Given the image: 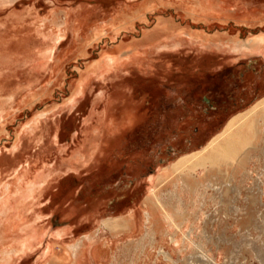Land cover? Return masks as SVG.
I'll return each mask as SVG.
<instances>
[{
    "label": "rangeland",
    "instance_id": "1",
    "mask_svg": "<svg viewBox=\"0 0 264 264\" xmlns=\"http://www.w3.org/2000/svg\"><path fill=\"white\" fill-rule=\"evenodd\" d=\"M165 23L179 34L125 55ZM261 37L264 0H0V264H71L81 239L83 264H264ZM255 105L244 160L175 170ZM127 108L135 121L121 131L110 120ZM183 180L202 187L178 192ZM149 212L157 244L131 254ZM131 214L129 231L104 225ZM31 225L41 239L24 244Z\"/></svg>",
    "mask_w": 264,
    "mask_h": 264
},
{
    "label": "bare ground",
    "instance_id": "2",
    "mask_svg": "<svg viewBox=\"0 0 264 264\" xmlns=\"http://www.w3.org/2000/svg\"><path fill=\"white\" fill-rule=\"evenodd\" d=\"M178 34L179 33L175 30V28L173 26H170V25L165 23L164 26L162 28H160V31H155L154 34L146 35L145 38L141 41L140 45L132 46L131 51L127 52L125 55L126 56L128 55L129 58H133L138 53L140 54V52L142 51L141 48H144L146 46H148L150 48L151 47H159L161 45V42H163L161 40L162 36L163 37L165 36V37L169 38L171 35L172 36L173 35L177 36ZM138 43H140V42H138ZM254 48L264 49V37H261L258 40L257 46H255ZM144 51H146V49ZM122 57H123V55L121 57L112 56L111 58H109L110 62L108 63L106 68L107 69L120 68L119 66H121L120 64L122 63V61H121ZM126 59H128V58H126ZM102 69H104V68H102V65L97 63L95 65L92 64V68L90 70H88V71H89V73H91V71H98V70H102ZM84 79L85 78H83L82 80L85 81ZM82 80H81V82L79 84L78 92H82L83 91L82 88L85 86V84L83 86ZM261 103H260V105L263 106L262 110H264V100L261 101ZM257 106L255 105V108ZM260 110H258V108H256V109H253L252 112L248 111L249 112L248 113V112L245 111V112L239 113L238 115L234 116L228 122V124L226 125L224 130H222L221 132L216 134L209 141V143L206 146H204L202 149H200L198 151H195L194 153H190V154H187L184 157H182L179 160V162H177V164L175 165V170L178 173H181L185 168H192V169H194L193 170L194 173H192V174H195V171H196V169L198 167H203L204 170H209V166H211V167L212 166H219L221 163L229 164V163L234 162V161H242V160H244L245 155H250L252 147L250 146L251 144H250V141L248 140L249 137L243 136L241 131L244 129V127H245V129L247 128L248 133H250L253 130V126H252L253 124H250L249 120L251 119L252 116L256 115ZM114 131H115V129H114ZM90 155H91V153H90ZM182 184H175L176 189L179 190L178 192L183 190V189H181L180 186H182V187L184 186L185 189L188 188L192 192H197L198 189L202 187V184L200 182H198L195 185H191L188 182H186L185 180H183ZM161 195L162 194L158 190L154 189V190H152V192H151V194L149 196V199H151V201H153V204H155V206L160 211H162L161 214L165 218V221L168 224L169 228L174 229V228H177V227H181L180 225H182V224L178 223L176 221V218H175L176 211L173 214L172 212L167 210L169 204L166 203V201L164 200V198H162ZM28 196H30V195H28ZM18 201H19V199H18ZM192 202H193L192 204L196 206V199H193ZM19 204L15 206L14 205V201H13V208H15V207L18 208L19 207V211L18 212L16 211L17 213L20 212ZM173 204H176V203H173ZM172 207L175 210H177V212L181 216H183V217L184 216H189L188 212L187 213L181 212L182 210H180L179 206L173 205ZM13 210H16V209H13ZM16 212H13L14 216H15ZM19 214H21V212ZM188 219L189 218H186L185 221L187 222ZM147 220L149 222H153L154 221L153 224H152L153 227L148 232L147 235H145L139 242H137V244L134 245V248L129 247V250H130L131 254H134L135 251H138V250H143L144 252H146L147 248H148V245L157 244V236H158L160 230L157 229V225L155 224V222L157 221L156 212H154V213L149 212L148 215H147ZM134 222H136L135 218L131 214L130 216L124 217V218H121V219H119V218L108 219V220L104 221V225L106 227H111V229H113V230H118V229H122L123 230V229L127 228V230L129 231V230L132 229L131 226H134V224H135ZM182 227H184V223H183ZM28 233H29L28 235H30L31 238L30 239H26L24 241V244L31 243V239L33 240V239H39L40 238L38 226H36V225L29 226ZM176 235H178V234L175 233L173 235V240L174 241L178 240ZM82 242H84V239H81L79 241V243L70 246V252H69L70 253V258L73 257L72 258L73 263H71V264H83L82 258L84 256V252L85 251L83 249V243ZM33 243H34V241H33ZM85 249H86V247H85ZM95 253H96L97 256H100L101 249L98 248L95 251ZM165 256L167 258H170V259L173 258V255L170 252H166Z\"/></svg>",
    "mask_w": 264,
    "mask_h": 264
},
{
    "label": "crops",
    "instance_id": "3",
    "mask_svg": "<svg viewBox=\"0 0 264 264\" xmlns=\"http://www.w3.org/2000/svg\"><path fill=\"white\" fill-rule=\"evenodd\" d=\"M261 71H264V66H262V68H261ZM258 73H260V72H258ZM256 87H255V93L257 94V93H261L258 97L256 96V98L255 97H253V100L252 101H255V102H253L252 104L254 105V103H256L257 101H259V100H261V99H263L264 98V94L261 92V91H263L262 90V86L260 85L259 86V84L257 83L256 85H255ZM205 100H206V102L208 103V106L209 107H216V105L212 102V99L211 98H209V97H205ZM236 101H237V99H236ZM251 104V105H252ZM242 112V111H241ZM240 113V112H239ZM108 116H109V114H108ZM105 119H107L106 118V116H105ZM111 122L113 121V123L114 124H116V123H119L120 124V128H121V131L123 130V128L125 127V126H130V124H132L134 121H135V117L130 113V110L127 108V110H126V112H125V114H124V116L121 118V120L120 121H118V122H116V121H114L112 118H111V120H110ZM116 126V125H115ZM111 134H110V136H114L116 133H114L113 134V132L111 131L110 132ZM109 136V137H110ZM97 138V137H96ZM111 144H112V142H111ZM95 153V152H94ZM94 155V154H93ZM92 155V156H93ZM92 156L90 157V158H92ZM77 159H78V157H77ZM89 160V158L88 159H85V161H88ZM78 161H81L80 159H78Z\"/></svg>",
    "mask_w": 264,
    "mask_h": 264
}]
</instances>
